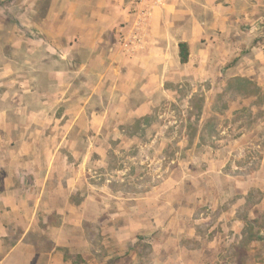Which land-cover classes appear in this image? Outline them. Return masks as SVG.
<instances>
[{"label":"rangeland","instance_id":"obj_1","mask_svg":"<svg viewBox=\"0 0 264 264\" xmlns=\"http://www.w3.org/2000/svg\"><path fill=\"white\" fill-rule=\"evenodd\" d=\"M125 2L133 20L117 28L133 25L140 9L130 0ZM52 7L59 9L51 0H0V208L8 201L3 193H54L58 203L63 193H76L70 201L77 204L91 197L82 227L69 222L63 231L66 246L59 248L64 257L57 264H147L146 255L153 252L161 259L159 264H216L217 260L230 264L231 257L244 255V248L220 254L213 248L229 246L235 238L248 241L245 249L255 256L248 264H264V250L259 255L249 230L245 236L240 233L241 223L229 209L238 197L244 201L242 210L263 212L264 193L245 202L242 193H233L231 183L217 172L203 174L211 164H225L226 171L264 183V65L255 58L263 43L256 39L264 28L259 36L245 35L248 48L228 57L223 34L216 35L213 43L207 38L206 45H211L207 57L212 61L207 70L201 68L200 53L182 63L175 44L164 51L161 43L160 54H154V48L149 55L123 49L118 32L96 44L95 50L88 48L95 43L89 35L76 38L81 45L64 60L61 48L65 40L73 45L74 38L51 36L63 25L46 19ZM73 10L86 9L79 4ZM65 25V32L76 31L77 24ZM114 46L117 50L107 52ZM202 47L195 44L197 51ZM121 50L131 53L124 56ZM66 62L71 69L86 68L80 74L64 73ZM235 77L252 81L229 84ZM64 94L66 100L59 101ZM139 108L141 116L134 115L132 111ZM63 140L67 144L56 176L45 184L47 163ZM71 176L70 185L56 182ZM257 198L259 206L248 207ZM199 210L202 215L193 221ZM128 215L131 238L124 241L129 233L119 231ZM18 220L15 238L26 223ZM51 221L58 227L55 216ZM144 222L147 230L162 229V235L152 236L157 230L151 231L130 257L115 261L131 241H137ZM195 225L207 227L209 240H193ZM57 233V229L37 228L30 239L38 243L41 257L18 252V263L46 261L42 255L53 244L49 237H58Z\"/></svg>","mask_w":264,"mask_h":264},{"label":"crops","instance_id":"obj_2","mask_svg":"<svg viewBox=\"0 0 264 264\" xmlns=\"http://www.w3.org/2000/svg\"><path fill=\"white\" fill-rule=\"evenodd\" d=\"M51 1L53 5L56 4V6H59V9L56 10V8L52 7L46 16V19L49 21L54 19L55 21L63 23V25L59 26V29H55L54 32L51 30V36L65 39L74 38L73 45L71 42L68 43V40H65V48L62 49L60 47V56L64 60L68 59L73 50H77L75 47L81 45L79 42L80 40L77 41L76 38H84L89 35L95 43L88 46V48L90 50H95L97 45L101 44L105 37L113 38L116 36L117 32V35L119 36H121V33L130 35L137 23L136 18L135 23H133V25L135 24L134 26L130 25V27H128L129 25H122L127 26L128 28H117L120 23L129 22L131 21V18L133 20V17H131V14L126 8L125 0ZM79 4L86 9L82 13H76L73 10V7ZM64 23L77 24L75 25L76 31L73 33L70 31L65 32L67 25ZM260 28H264V0H165L163 4L155 6L152 16L148 20L147 26H143L142 30L139 31L142 33L140 41L134 42L132 47L130 44H123L122 48H133L135 51H142L146 55H149L151 53V51H149L151 48H154V54H160L163 48L165 51L168 47H174L175 44V50L179 55L180 44L187 43L191 51L188 62L192 61L197 53H200L201 55H204L203 60H201V63H203L201 68L204 67V69L207 70L209 67H212V61L210 57H207V49L211 46L206 45L205 40L207 38L210 43H213L214 39L216 40V35L223 34V37L227 40V42L224 43L223 49L228 57L231 54L244 52L245 48H248L244 47L245 45L243 43L245 35L247 37H252L253 35L259 36V34H261ZM260 40H263V43H261V47L256 49L257 54L255 53V58L260 60L262 65H264V32L257 37V43H260ZM199 42L203 44V47L200 51H197L195 49V44ZM161 43H164L165 47L162 48L160 45ZM114 50H117L115 46L107 52H114ZM121 51L124 56L126 55L125 53H131L129 51ZM68 65L69 63L66 62L65 69L63 70L64 73L73 71L80 74L86 68V66L81 65L77 68L71 69ZM66 67L68 68L66 69ZM263 67L264 66L261 68ZM105 68L108 70L112 67ZM260 79L263 80L262 77H260ZM62 84L63 83L60 81L59 86ZM60 92L62 93V91ZM66 98L67 96L64 94L59 98V101H65ZM140 109L141 108L135 111L133 110L132 112H134V115L138 114L141 116ZM126 114L129 115L130 112H127ZM65 144L67 143L63 140L57 144L55 149H53L52 158L47 163L44 176L45 184L48 183L49 180L55 178V168L56 166H59L61 150L63 146L66 147ZM27 154V151H25L24 155L26 156ZM225 166V164H219L217 167L215 164H211L208 169L204 170L203 174L206 176L217 172L218 177L231 183L233 193H242L241 198H243L245 202H249V200L252 197L254 198L258 193H264V183L254 182V180L249 179V177L241 178V176H239V174H241L240 172L234 170H231V172L226 171ZM261 167H264V159L261 162ZM40 180V178L37 179V182ZM56 182L70 185L74 182V176L69 178L62 177L60 180L56 179ZM77 182L78 179L76 180V183ZM13 191H16V189L14 188ZM21 194L22 193H3V197L7 198L8 201L4 203V208H0L1 228L3 231L0 233V264H19L17 259L18 252H22L30 257L35 255L41 257V254L38 255V243H33L32 239H30V236L35 233L37 228L42 229L43 231L51 230V228L58 230V237H49V240L53 242L52 249L47 252L46 256L42 255V259L46 261L41 263L57 264V260L64 257V253L59 251L61 246H66V241L62 242L61 240V235L64 233L63 231H66L69 222L75 227H82L83 217L85 215V204H88V202L93 199L88 196L77 204L70 201L71 196L76 193H63L64 196L58 203L59 199L57 201L53 199L52 194L54 193ZM236 199L233 204L230 205L229 209L231 210L232 215H234L236 221L241 223L239 229L242 231L245 222L239 218V215L245 210H242L244 201H241L240 198ZM249 206H252L255 209L259 206V202L251 203L248 207ZM68 212L71 213L68 214ZM40 215H44V217L40 218ZM249 215L253 217L254 210L253 212L250 210ZM51 216H55L58 219V227L52 226ZM19 218L20 220L21 218L26 219V223L23 229L19 228L21 229V235L15 238L14 233L17 228L20 227L19 225H16ZM40 222H43L45 225L41 226ZM130 223L131 217L128 215L119 231L127 234L129 233V235L123 237L124 241L131 238L130 234L132 225H130ZM144 223L145 224L140 226L141 231L144 228V230L149 228L146 226L147 222Z\"/></svg>","mask_w":264,"mask_h":264},{"label":"trees","instance_id":"obj_3","mask_svg":"<svg viewBox=\"0 0 264 264\" xmlns=\"http://www.w3.org/2000/svg\"><path fill=\"white\" fill-rule=\"evenodd\" d=\"M189 56H190V52H189V48H188V44L187 43H181L180 44V57H181V62L182 63H187L189 61ZM232 65V64H231ZM230 66V65H229ZM246 82L248 84L251 83L252 80L250 79H241L240 77H235L234 79H231L229 80V84H231L232 82H236L237 83H240V82ZM256 93V92H254ZM189 182V181H188ZM200 200L203 199L205 200V197H201L199 198ZM255 202H260V199L256 200ZM191 207V205H190ZM189 207V208H190ZM206 207H203L202 210H205ZM202 211H198L197 213H195V215H193L191 217V219L194 221L196 219H198L201 215H202ZM255 215L253 217H251L249 215V211L247 210H244L240 215H239V218L242 219L244 222H245V226L244 228L242 229V231L240 232L241 234H243L244 236L246 235V230H249L250 232V235H253V237L255 238L254 239V244H255V247L257 249V251L259 253H261V250L263 251L264 250V211L263 212H260L258 213L256 211V213H254ZM187 218L189 217L190 218V215L189 214H186ZM196 226V233L195 235L192 237L194 241L197 242L198 238H206V232H205V229L207 227L205 226H200V225H195ZM202 227H203V230H202ZM157 230V232L153 233L152 236H154L156 233H158V237H160L162 235V232L161 230L162 229H153V231ZM152 231L151 230H144L142 231L140 234H137L136 235V238L137 241L132 244L133 242L131 241V243L129 244V246L124 249V251L119 252L117 255H116V259L114 258L115 261L119 260L120 258H124L126 256H131L130 254L132 253V250H134V248L136 247V245L138 243H145L147 242V239L149 238V234L150 232ZM152 231V232H153ZM205 232V233H204ZM151 239V238H150ZM206 240H209V238H206ZM248 243L247 240H240L238 238H235L234 241L229 245V246H223L220 247L217 245V247L213 248V249H216V251L220 254L221 252H224V251H227L229 252L230 251V248H234V250H238L240 251V249L244 248V250H241V254L244 253V255L240 256L239 258L237 257H231L229 262L228 263H233V264H248L249 262V259H252L253 257L255 256H251V253L249 254V250L247 251L246 248V244ZM181 246H183V244L181 243ZM205 249L207 247H204ZM207 250V249H206ZM262 256V253L259 254ZM147 264H159V262L161 261V259L158 257V255L154 252L151 254H147ZM219 257V256H217ZM220 263V260H217V263L218 264ZM110 264V263H108ZM113 264V263H111Z\"/></svg>","mask_w":264,"mask_h":264},{"label":"built area","instance_id":"obj_4","mask_svg":"<svg viewBox=\"0 0 264 264\" xmlns=\"http://www.w3.org/2000/svg\"><path fill=\"white\" fill-rule=\"evenodd\" d=\"M139 6L140 9L137 13V23L134 29L131 31L130 35L121 33V38L123 39V44L131 45L130 42H139L140 36L142 33L139 31L142 30L143 26H147L148 20L151 18L153 13V8L157 5H161L165 0H130Z\"/></svg>","mask_w":264,"mask_h":264}]
</instances>
